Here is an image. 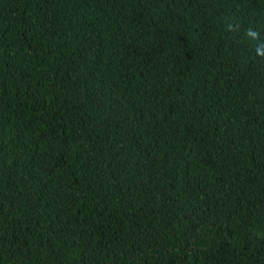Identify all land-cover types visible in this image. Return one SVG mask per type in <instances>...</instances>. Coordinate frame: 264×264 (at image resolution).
Wrapping results in <instances>:
<instances>
[{
	"label": "trees",
	"instance_id": "trees-1",
	"mask_svg": "<svg viewBox=\"0 0 264 264\" xmlns=\"http://www.w3.org/2000/svg\"><path fill=\"white\" fill-rule=\"evenodd\" d=\"M0 264H264V0H0Z\"/></svg>",
	"mask_w": 264,
	"mask_h": 264
}]
</instances>
